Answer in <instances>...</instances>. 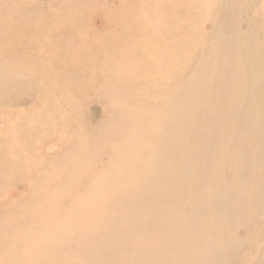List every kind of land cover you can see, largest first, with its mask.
Returning <instances> with one entry per match:
<instances>
[{"label": "bare ground", "instance_id": "6f19581e", "mask_svg": "<svg viewBox=\"0 0 264 264\" xmlns=\"http://www.w3.org/2000/svg\"><path fill=\"white\" fill-rule=\"evenodd\" d=\"M58 1L66 10L49 25L21 13L22 0H2L0 119L6 130L0 135L17 140L24 134L26 149L0 140V159L19 156L4 166L20 168L0 194L12 198L19 187L31 189L18 207L34 217L0 222V233L7 234L1 264L264 260V59L258 42L250 35L240 42L239 30L225 36L215 27V42L203 46L217 0ZM91 9L109 15L111 39L98 45L99 54L88 52L95 48L78 26ZM248 45L253 51L244 63L239 51ZM194 53L204 57L187 67ZM34 76L40 84L50 78L85 93L90 85H108L107 93L83 104H101L107 118L93 127L84 118L86 125L75 124L63 141L61 126L37 115L30 134L11 119V108L34 99ZM65 97L44 91L43 115L60 113ZM41 168L53 179L33 180ZM25 225L33 228L22 231Z\"/></svg>", "mask_w": 264, "mask_h": 264}, {"label": "rangeland", "instance_id": "374dc122", "mask_svg": "<svg viewBox=\"0 0 264 264\" xmlns=\"http://www.w3.org/2000/svg\"><path fill=\"white\" fill-rule=\"evenodd\" d=\"M22 1L24 3H23V7H20L21 13L24 12L26 16L32 19L33 22H37L38 24L42 23V24L53 25L55 24L56 18L58 16H62L63 12L66 10L64 7L65 6L64 3H61V1L58 0H22ZM111 2L113 4H118L119 0H111ZM6 9H7V4L2 2V0H0V12ZM87 11L88 12L83 17L84 24L80 23L78 26L81 25V27L82 26L85 27V35H86L85 37L88 38L89 41H91V44L93 43L94 46L93 48H95L90 51L88 50L87 51L93 52L94 54H99L98 52H100L101 50L99 49L98 45L107 43L111 39L110 34L107 33L109 15L106 12L98 11V10L93 11L91 9ZM212 12L215 16L214 18L215 20L213 24L210 23L206 25L208 36H206L203 46L204 45L207 46V44H209L210 42H215L216 36L219 35V31L218 29H215V27H219L220 30L223 31L222 33L225 34V36L230 35L231 33L234 32L235 29H237L239 31L235 33V35L238 34L237 38L239 39L240 42L244 41V38L246 39L249 35L250 38L253 40V42L254 41L258 42L259 44L258 48H260V56L264 59V0H217L216 8H213ZM252 51L253 50L251 49V45H248L239 51L240 54L244 57L243 58L244 63L247 62V58H245V56L252 55ZM28 52L29 55L33 54L32 47L30 46L28 47ZM202 56H203L202 54L198 55L197 53L196 54L194 53V55L191 56V59L189 61V64H187V67L190 65L192 67L193 66L192 64L197 63L199 59H202L204 57ZM8 58L9 57L5 56L4 60L7 61ZM17 76L18 73L16 74V77ZM34 77H35V81L36 82L38 81L37 84L34 82V78L26 77L28 79V81H26L27 84L35 83L34 91L33 94L31 95L34 97V99H32L29 103L25 105L11 108L12 112L14 113L11 115V119L17 121L18 124H20L24 129H26L27 132H30V134H33L36 131L35 125H36L37 115L43 116L44 122H46V124L52 122V123H56V125L58 126H61L59 128L60 133L62 137L65 136L63 141H65L68 138L67 131L68 130L70 131L75 124L82 127L86 125V119L84 118H88L89 121L88 120L87 121L92 127L96 125L98 122L104 121L105 118H107L106 117L107 113L105 114L101 104L93 103L92 106L87 108H84L85 105L83 104L84 101L87 100V98L89 97L107 93L109 91L108 85H104V84H98L95 86L90 85L91 88L90 89L88 88L85 93L84 91L82 92L81 89H76L75 91L68 87H64L62 84L60 85L59 82L49 83L50 78H48V80H46L44 83L40 84L39 83L40 78L37 76ZM246 77L248 80L250 79L251 77L250 71L246 72ZM24 81H25V77H24ZM177 81H180V79L178 78ZM48 90H50L51 93L58 95L61 98L64 96H66L65 98L69 97L68 100L64 101L66 103L65 105L66 107L60 109V113H58L55 116L54 114L51 115L48 114V116L43 115L46 112L45 110L46 106H44L43 99L40 98L43 92ZM14 91H19V90L18 88H14ZM67 118L68 119L71 118V119L68 120ZM62 126L66 129V131L64 130V128H62ZM5 130H6L5 121L4 118L1 117L0 132ZM25 138L26 137L24 134H22V136H20V138H18L17 140H13L12 134L10 133L0 135V140H8V141L10 140L15 150L26 149ZM18 157H19L18 155L13 154L8 159H4V158L0 159V189L3 188L4 186L14 184L18 179L20 168L14 167L10 169V167L6 168L4 166V164H6L11 159L17 161ZM58 167H63V169H66V165L64 164ZM41 178H45L46 180L51 178L53 179V174L50 172L49 168L39 169L35 177H33V180L36 179L35 181L37 182L40 181ZM29 181H32V179H29ZM17 189L19 190L18 196L16 195L12 198L10 196L3 197L0 194V196H2L0 197V222H4L6 219L11 220L17 218L19 220H24L34 217L33 212H30L26 209L20 211L18 207L19 199L24 198L27 194L31 193L32 190L28 189L27 187H19ZM26 205H29V203H26ZM32 228H33L32 225L31 226L25 225L22 228V231L27 232L30 231ZM260 230L263 233L264 227L261 228ZM6 237L7 234L0 233V244H2V240ZM6 261H7V257L0 253V264L1 262L5 263ZM254 262L256 264H263L264 260L263 258L259 259L258 257L255 260H253L252 264H255Z\"/></svg>", "mask_w": 264, "mask_h": 264}]
</instances>
